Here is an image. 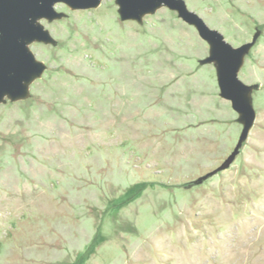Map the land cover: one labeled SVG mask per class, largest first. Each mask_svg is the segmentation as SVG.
Wrapping results in <instances>:
<instances>
[{
	"label": "rangeland",
	"instance_id": "rangeland-1",
	"mask_svg": "<svg viewBox=\"0 0 264 264\" xmlns=\"http://www.w3.org/2000/svg\"><path fill=\"white\" fill-rule=\"evenodd\" d=\"M185 1L234 47L257 36L234 160L244 125L194 27L58 4L30 46L46 71L0 105V264H264V0Z\"/></svg>",
	"mask_w": 264,
	"mask_h": 264
},
{
	"label": "water",
	"instance_id": "water-1",
	"mask_svg": "<svg viewBox=\"0 0 264 264\" xmlns=\"http://www.w3.org/2000/svg\"><path fill=\"white\" fill-rule=\"evenodd\" d=\"M103 1L109 0H0V105L7 98L13 102L26 99L31 84L46 71V65L38 61L30 49L36 42L54 43V38L41 21L63 18L64 14L56 8L58 4H65L73 10H90L98 8ZM115 1L123 21L142 22L145 16L167 7L176 12L184 23L194 27L200 38L210 45V56L202 64H217L220 96L232 104L244 125L235 152L227 161V165L230 164L256 122V111L251 101V91L255 86L245 84L239 78V72L257 36L249 43L234 47L222 33L209 28L203 18L191 11L185 0Z\"/></svg>",
	"mask_w": 264,
	"mask_h": 264
},
{
	"label": "flooded vegetation",
	"instance_id": "flooded-vegetation-1",
	"mask_svg": "<svg viewBox=\"0 0 264 264\" xmlns=\"http://www.w3.org/2000/svg\"><path fill=\"white\" fill-rule=\"evenodd\" d=\"M130 21H134V20H130ZM138 22V21H137ZM128 77V76H127ZM111 78V82H115V84H118L119 82H120V78H115L114 79V77L113 76H111L110 77ZM110 78L109 79H105V82H108V80H110ZM126 80H127V78H126ZM122 82H125L124 80H122V78H121V83ZM127 83V82H126ZM113 86H114V84H113ZM112 86V87H113ZM111 87V88H112ZM108 90V93H110V95H111V99L114 101V102H116V103H119L120 102V100H121V91L119 90V87L117 86V87H114V88H112V89H107ZM130 93V92H129ZM101 94H105V93H101ZM127 95H128V93H126Z\"/></svg>",
	"mask_w": 264,
	"mask_h": 264
}]
</instances>
